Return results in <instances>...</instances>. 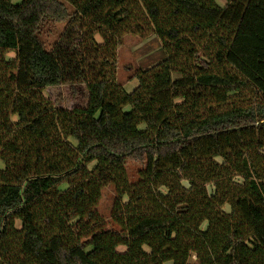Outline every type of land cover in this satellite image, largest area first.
<instances>
[{"label":"trees","instance_id":"1","mask_svg":"<svg viewBox=\"0 0 264 264\" xmlns=\"http://www.w3.org/2000/svg\"><path fill=\"white\" fill-rule=\"evenodd\" d=\"M0 163V264H264V0H0Z\"/></svg>","mask_w":264,"mask_h":264},{"label":"rangeland","instance_id":"2","mask_svg":"<svg viewBox=\"0 0 264 264\" xmlns=\"http://www.w3.org/2000/svg\"><path fill=\"white\" fill-rule=\"evenodd\" d=\"M217 5L222 7L224 0H217ZM63 26L54 27L51 31L44 33L42 38L46 43V46L52 45L58 35L62 32ZM100 43V40L97 39ZM159 41L149 34L144 37L127 35L122 38V44L117 50V76L116 79L123 85L125 92H130L136 86V79L131 77L137 70L150 67L160 59ZM13 55L8 54L7 59H12ZM43 97L54 104L56 107L65 108L70 110L73 107H83L85 104V92L80 85H74L70 88L69 85H60L56 87H50L44 90ZM219 161V160H218ZM0 167H2L0 163ZM187 186L186 184H184ZM66 189L63 185L60 190ZM112 195L109 191H105L104 197L101 202V209L104 213H107L109 204L111 202ZM126 202V199H124ZM224 211L229 213L228 207L224 208ZM206 224L201 225V229L204 230ZM145 252H148L147 248H143ZM120 250V249H119ZM189 264L194 263V256H190Z\"/></svg>","mask_w":264,"mask_h":264}]
</instances>
